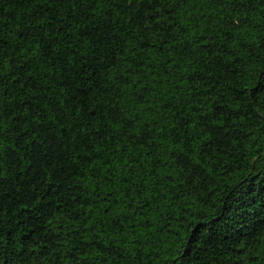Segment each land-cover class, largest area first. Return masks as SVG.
Returning a JSON list of instances; mask_svg holds the SVG:
<instances>
[{
    "label": "trees",
    "instance_id": "obj_1",
    "mask_svg": "<svg viewBox=\"0 0 264 264\" xmlns=\"http://www.w3.org/2000/svg\"><path fill=\"white\" fill-rule=\"evenodd\" d=\"M0 264H264V0H0Z\"/></svg>",
    "mask_w": 264,
    "mask_h": 264
}]
</instances>
